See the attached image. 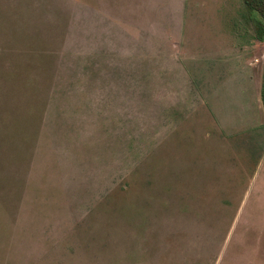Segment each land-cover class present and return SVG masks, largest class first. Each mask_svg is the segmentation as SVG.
<instances>
[{
    "label": "rangeland",
    "instance_id": "rangeland-1",
    "mask_svg": "<svg viewBox=\"0 0 264 264\" xmlns=\"http://www.w3.org/2000/svg\"><path fill=\"white\" fill-rule=\"evenodd\" d=\"M79 8L0 0V264H264V128H209L116 48L84 85Z\"/></svg>",
    "mask_w": 264,
    "mask_h": 264
},
{
    "label": "crops",
    "instance_id": "crops-1",
    "mask_svg": "<svg viewBox=\"0 0 264 264\" xmlns=\"http://www.w3.org/2000/svg\"><path fill=\"white\" fill-rule=\"evenodd\" d=\"M226 2L79 0L81 83L110 82L116 48L125 64L153 66L151 74L165 76L172 96L197 101L195 113L209 128H264V75L256 73L264 41L244 24V10L228 24Z\"/></svg>",
    "mask_w": 264,
    "mask_h": 264
},
{
    "label": "trees",
    "instance_id": "trees-1",
    "mask_svg": "<svg viewBox=\"0 0 264 264\" xmlns=\"http://www.w3.org/2000/svg\"><path fill=\"white\" fill-rule=\"evenodd\" d=\"M244 4L246 8L245 20L252 26L256 36L264 41V0H244ZM262 101L264 105V83Z\"/></svg>",
    "mask_w": 264,
    "mask_h": 264
},
{
    "label": "built area",
    "instance_id": "built-area-1",
    "mask_svg": "<svg viewBox=\"0 0 264 264\" xmlns=\"http://www.w3.org/2000/svg\"><path fill=\"white\" fill-rule=\"evenodd\" d=\"M258 60H259V59H258ZM258 60H257V61H258ZM263 60H264V53H263Z\"/></svg>",
    "mask_w": 264,
    "mask_h": 264
}]
</instances>
